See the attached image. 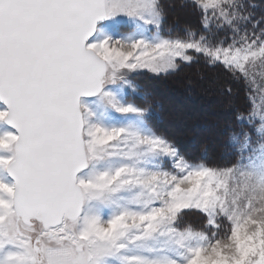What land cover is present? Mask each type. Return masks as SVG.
I'll use <instances>...</instances> for the list:
<instances>
[{
  "label": "snow or ice",
  "instance_id": "snow-or-ice-1",
  "mask_svg": "<svg viewBox=\"0 0 264 264\" xmlns=\"http://www.w3.org/2000/svg\"><path fill=\"white\" fill-rule=\"evenodd\" d=\"M191 3L180 35L161 0H0V264H264V16ZM200 57L248 105L225 164L160 133L135 82Z\"/></svg>",
  "mask_w": 264,
  "mask_h": 264
},
{
  "label": "trees",
  "instance_id": "trees-1",
  "mask_svg": "<svg viewBox=\"0 0 264 264\" xmlns=\"http://www.w3.org/2000/svg\"><path fill=\"white\" fill-rule=\"evenodd\" d=\"M252 2L257 5V17L264 16V0H252ZM161 3L165 13V28L171 30L173 34L183 35L186 27L200 28V13L193 7L191 1L161 0ZM136 79L140 87L151 95V108L155 113L154 124L160 133L172 140L181 152L191 159H198L206 149L212 163H228L231 159L229 137L232 129L237 127L234 119L235 110H246L248 105L243 90L236 91L239 86L232 82L231 77L222 68L210 67L200 57L199 62L183 64L175 73L165 76L142 74ZM203 80H208L209 83H204ZM176 82L186 83L187 90L176 88ZM170 83L172 85L168 87L167 84ZM230 84L234 89L232 95L224 91V88ZM218 88L220 90H217ZM215 93L222 95L221 103L213 99ZM175 96L185 98L198 109L212 102V109L207 110L202 117L192 120L191 132L184 135L169 134L171 131H168L170 120L167 115L168 99ZM136 101L141 103L139 100ZM213 105L216 106L213 108ZM207 127L215 128L206 134H201L202 128Z\"/></svg>",
  "mask_w": 264,
  "mask_h": 264
},
{
  "label": "rangeland",
  "instance_id": "rangeland-1",
  "mask_svg": "<svg viewBox=\"0 0 264 264\" xmlns=\"http://www.w3.org/2000/svg\"><path fill=\"white\" fill-rule=\"evenodd\" d=\"M188 1H191V0H188ZM152 76H155V75H152ZM162 76H165V75H162ZM212 76H213L212 80H214V78H215L214 74H212ZM136 80L137 79L135 78V82H136ZM202 82L209 83L208 80H205V81L203 80ZM175 84H176L175 85L176 88H180L183 91L187 90L186 83H184V84L182 83L181 84L179 82L178 83L176 82ZM171 85H172L171 83L167 84L168 87L169 86L171 87ZM196 87L198 88L197 85H196ZM166 90H169V88H166ZM217 90H220V89L218 88ZM212 97H213L214 100L219 101L220 103L222 102L221 100H222L223 97H222L221 94L217 95V93H215ZM130 98H134V97H130ZM226 100H227V98L225 99V101ZM195 105H197V104H195ZM214 106H216V105H213V108H214ZM167 108H168L167 115L170 118L169 126H168L169 130L168 131H171L169 134L173 133L175 135H184V134H187V133L191 132L192 127H193L192 120L194 121V119L202 117L207 110L212 109V102L211 103L209 102L206 107H200L198 109V108L193 107V104L188 102L185 98H180L179 96H175V97H170L168 99V107ZM213 128H215V127H207L205 129L202 128L203 133H201V134H206L207 132L211 131ZM201 134L199 136H201ZM232 159H234L233 156H231L230 160H232ZM188 220L192 224L198 225V224H200L202 222L203 218L200 217L196 213H192V214H190L188 216Z\"/></svg>",
  "mask_w": 264,
  "mask_h": 264
}]
</instances>
